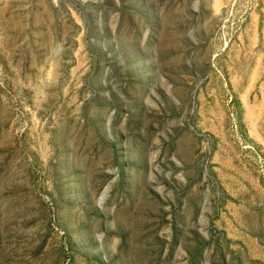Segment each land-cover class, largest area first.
I'll return each instance as SVG.
<instances>
[{
	"label": "rangeland",
	"instance_id": "1",
	"mask_svg": "<svg viewBox=\"0 0 264 264\" xmlns=\"http://www.w3.org/2000/svg\"><path fill=\"white\" fill-rule=\"evenodd\" d=\"M233 178L264 186V0H0V264H264Z\"/></svg>",
	"mask_w": 264,
	"mask_h": 264
},
{
	"label": "crops",
	"instance_id": "2",
	"mask_svg": "<svg viewBox=\"0 0 264 264\" xmlns=\"http://www.w3.org/2000/svg\"><path fill=\"white\" fill-rule=\"evenodd\" d=\"M233 179V218L219 216L218 229L249 261L264 263V186L258 178Z\"/></svg>",
	"mask_w": 264,
	"mask_h": 264
},
{
	"label": "bare ground",
	"instance_id": "3",
	"mask_svg": "<svg viewBox=\"0 0 264 264\" xmlns=\"http://www.w3.org/2000/svg\"><path fill=\"white\" fill-rule=\"evenodd\" d=\"M238 58V57H237ZM238 62V61H237ZM239 69V68H238ZM236 71H237V69H236Z\"/></svg>",
	"mask_w": 264,
	"mask_h": 264
},
{
	"label": "built area",
	"instance_id": "4",
	"mask_svg": "<svg viewBox=\"0 0 264 264\" xmlns=\"http://www.w3.org/2000/svg\"><path fill=\"white\" fill-rule=\"evenodd\" d=\"M263 180H264V178H263Z\"/></svg>",
	"mask_w": 264,
	"mask_h": 264
}]
</instances>
